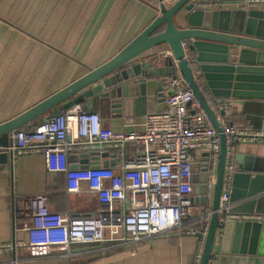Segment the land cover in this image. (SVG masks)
Masks as SVG:
<instances>
[{"label": "crops", "instance_id": "0c3cea01", "mask_svg": "<svg viewBox=\"0 0 264 264\" xmlns=\"http://www.w3.org/2000/svg\"><path fill=\"white\" fill-rule=\"evenodd\" d=\"M178 1L0 0V126L111 61L160 16L162 6L170 9ZM222 3L208 4L207 8L231 10L224 5L223 8ZM162 53L171 55L167 48L161 47L149 51L144 57L149 59ZM163 79L139 80V84L145 86L146 100L140 95L136 96L133 82L130 85V99L121 109V114L104 112L99 105L95 106L94 113L101 116L104 127L114 132L142 131L148 113L167 110L163 90L159 86ZM203 91L214 111L219 105L230 103L227 115L230 124L264 129V102L214 99L210 90ZM55 109L59 107L33 119L21 129L30 130V127L41 125ZM80 109L92 112L87 101H82L72 110ZM135 155L136 148L128 147L125 159H132ZM238 155L245 157L244 161L255 169H264V143L240 144ZM194 157L195 173H198L196 169L203 168L205 155L194 153ZM118 158L117 152H106L101 157L102 164L115 167ZM70 161L77 165L81 159L73 153ZM236 164L242 172L243 166L238 161ZM66 189L65 176L49 173L42 155L19 157L14 159L12 165L0 164V245H13V249L0 253V264L195 263L199 240L176 232L125 247L78 245L72 248L71 257H65L57 248L28 246L25 229L31 221L13 213L12 198L47 194L49 207L54 213L97 214L101 206L96 196L88 192L68 194ZM250 199L232 203L233 211L239 206L244 210L235 213L247 216L264 214L261 213L263 206L255 207ZM210 206L195 204L192 207L194 219L211 212ZM252 220L238 222L260 224ZM226 222L220 225L213 250V254L219 256L222 255ZM229 237L232 247L236 236Z\"/></svg>", "mask_w": 264, "mask_h": 264}, {"label": "built area", "instance_id": "2783aa9c", "mask_svg": "<svg viewBox=\"0 0 264 264\" xmlns=\"http://www.w3.org/2000/svg\"><path fill=\"white\" fill-rule=\"evenodd\" d=\"M223 5L231 10H264V0ZM163 95L167 110L148 113L142 131L114 132L104 127L97 113L60 109L41 125L11 134L8 152L14 159L42 155L49 173L65 176L68 194L88 192L97 197L101 206L96 215H63L51 211L47 194L14 196L13 213L31 221L25 229L28 246L57 248L65 257H71L72 248L78 245L125 247L176 232L199 240V253L194 260V264H199L211 212L199 219L192 214L194 153L208 155L205 199L211 204L220 136L182 77L164 78ZM229 109L230 103H223L215 111L227 143L220 225L251 219L264 223V214L235 213L230 202L233 175L241 172L236 164L238 146L264 143V129L230 124ZM128 147L136 148L132 159H125ZM109 151L118 153L115 167L102 164L101 157ZM73 153L80 159L84 154L90 158L97 154L101 166L73 169ZM11 249L12 244L0 245V253ZM209 264H219V255L212 254Z\"/></svg>", "mask_w": 264, "mask_h": 264}, {"label": "water", "instance_id": "95a60500", "mask_svg": "<svg viewBox=\"0 0 264 264\" xmlns=\"http://www.w3.org/2000/svg\"><path fill=\"white\" fill-rule=\"evenodd\" d=\"M229 1L243 0H179L170 9L162 6L160 16L111 61L20 117L1 125L0 164H13V154L8 152L11 134L56 107L59 109H55L45 120L57 115L60 109L72 110L82 101L88 102L89 111L94 112L95 106L99 105L104 112L121 114V109L130 99V85L133 82L136 96L140 95L146 100L145 86L140 85L139 80L177 78L180 75L220 136L221 151L215 173L209 230L199 261V264H209L220 229L227 143L219 117L203 90H210L214 99L264 102V11L207 8L208 4ZM184 42H187L186 47L183 46ZM161 47L167 48L171 55L162 53L149 59L144 57L149 51ZM159 86L163 90L162 81ZM244 159L242 155L236 158L243 169L233 175L230 202L252 198L250 200L255 207L263 206V213L264 169L257 170ZM99 166V155L90 158L84 154L80 163L72 168ZM208 167L209 158L205 155L203 168L194 175L195 192L191 201L194 205H209L205 199ZM243 210L239 206L235 209L238 212ZM231 235L236 236L232 247ZM263 238L264 224L227 221L219 264H264Z\"/></svg>", "mask_w": 264, "mask_h": 264}, {"label": "rangeland", "instance_id": "374dc122", "mask_svg": "<svg viewBox=\"0 0 264 264\" xmlns=\"http://www.w3.org/2000/svg\"><path fill=\"white\" fill-rule=\"evenodd\" d=\"M201 169H196L197 172H200Z\"/></svg>", "mask_w": 264, "mask_h": 264}]
</instances>
